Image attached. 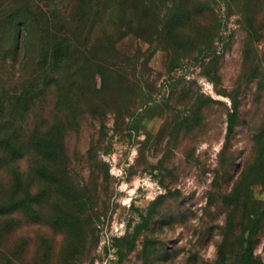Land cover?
<instances>
[{
	"label": "rangeland",
	"instance_id": "374dc122",
	"mask_svg": "<svg viewBox=\"0 0 264 264\" xmlns=\"http://www.w3.org/2000/svg\"><path fill=\"white\" fill-rule=\"evenodd\" d=\"M27 85L0 264H264V0H0V99Z\"/></svg>",
	"mask_w": 264,
	"mask_h": 264
},
{
	"label": "trees",
	"instance_id": "16d2710c",
	"mask_svg": "<svg viewBox=\"0 0 264 264\" xmlns=\"http://www.w3.org/2000/svg\"><path fill=\"white\" fill-rule=\"evenodd\" d=\"M95 6L99 7V4H95ZM5 35L6 46L4 48V52L2 56L11 57L17 55L21 50L20 48V40L21 35H24V38L29 35L31 31V24L28 20L21 22L20 24L16 23V20L13 16L8 17L6 20ZM69 37V36H68ZM81 47H79L70 37L59 39V41L52 42L45 51V61L47 64V72L49 84L44 86L43 89L49 87H59V84L62 80L65 72L71 67V65L78 64L79 55H80ZM29 85V84H28ZM25 86L27 88L23 89L21 92H15L8 97L7 100L2 101L0 99V115L2 116L5 111H8L10 108L16 109L19 106L22 110L32 102L33 98L38 96L39 92L32 91L31 85ZM36 92V93H35ZM12 115L13 114H8ZM5 116V115H3ZM12 117H8L5 121L6 117H1L0 119V164L3 163L4 166H7L10 162L14 161L19 155L20 152L26 149L28 143L24 142V136L22 129L15 130L12 122H7L8 119ZM31 144V142L29 143ZM9 160V161H8Z\"/></svg>",
	"mask_w": 264,
	"mask_h": 264
}]
</instances>
